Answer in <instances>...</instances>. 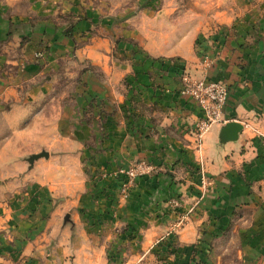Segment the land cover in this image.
<instances>
[{
  "label": "rangeland",
  "instance_id": "1",
  "mask_svg": "<svg viewBox=\"0 0 264 264\" xmlns=\"http://www.w3.org/2000/svg\"><path fill=\"white\" fill-rule=\"evenodd\" d=\"M0 14V72H14L29 30L75 42L25 82V95L49 84L25 116L0 102V264H264L262 203H217L202 155L184 159L226 118L190 123L183 109L186 96L200 107L184 92L200 82L236 93L226 73L248 81L252 49L248 87L264 83V0H0Z\"/></svg>",
  "mask_w": 264,
  "mask_h": 264
},
{
  "label": "crops",
  "instance_id": "2",
  "mask_svg": "<svg viewBox=\"0 0 264 264\" xmlns=\"http://www.w3.org/2000/svg\"><path fill=\"white\" fill-rule=\"evenodd\" d=\"M9 31V21L0 14V40L7 37ZM24 34L19 35L22 37ZM26 34L32 35V41L26 45L25 54L21 58L17 57L16 60L11 61L15 65L14 72H0V102L5 96L4 99L6 101L13 102L10 111L20 112L24 116L30 110L28 105L31 100L30 93H35L37 90L41 91L42 88L46 89V86L49 85L44 83L40 85V88H28L25 95V82L35 79L42 73L45 74L47 71L57 69L60 58L72 53L75 45L73 39L58 33L51 35V33L43 32L38 34L29 30ZM253 52L254 50L252 49L250 50V55L245 53L248 61L252 64V66L248 67L249 69L251 68V72L247 73L248 81L237 73L234 74L237 72L235 70L227 71L228 73H226V75L229 74V81L238 83V88L236 93L228 98L221 116L222 119L225 117L227 121L238 120L243 123L244 130L240 138L237 141L221 144L219 142V132L222 123H215L205 134L201 150L193 148L192 145L188 146L193 149L184 154V159L197 164L199 155H202L207 166V172L215 178V195L213 197L217 200V203H225L224 199L227 201L229 195L232 203H238L240 199L250 201V203H262V208L257 214L261 219L263 217L264 220V83L260 82L263 84L258 88L248 87L252 85L251 79H255L256 75L259 74L257 73L256 62L253 61ZM239 54L241 53L238 51L233 53L234 57ZM100 59L101 57L96 60ZM102 63L105 64V62ZM17 65L18 68L16 67ZM41 65L43 66L42 71ZM114 66H111V68H114ZM118 66L125 68V65L121 63ZM124 73L125 71L120 68L117 73H113L112 77L110 74V77L103 83L105 89L107 87L110 89L111 83H119ZM242 78L246 82L237 81ZM20 87H22L21 90ZM184 100L188 104L183 107L184 112H186L184 116H187L190 123H194L203 116L204 111L202 112V108L198 107L189 96L184 97ZM179 119L184 121V119ZM11 122V126L17 127L19 119L16 120L14 118ZM166 152L173 151L168 149ZM175 152L176 150L174 151L176 157ZM140 153L144 154L145 150L141 149ZM246 181L252 184L253 192L250 195L248 194L251 189ZM205 203H213V199H206ZM43 206L44 204L40 203V209H43ZM54 223L58 224L55 217L42 221L43 228H48L45 233L49 231V227ZM43 239L45 238L43 237ZM45 253V250L39 249V252L35 254L43 256Z\"/></svg>",
  "mask_w": 264,
  "mask_h": 264
},
{
  "label": "built area",
  "instance_id": "3",
  "mask_svg": "<svg viewBox=\"0 0 264 264\" xmlns=\"http://www.w3.org/2000/svg\"><path fill=\"white\" fill-rule=\"evenodd\" d=\"M184 92L196 99L206 117L212 120V122L220 120L229 98V90L225 85L200 82L193 87L186 88ZM205 124L206 126L208 125L207 123ZM201 162H203V159H201ZM205 184H207L206 181Z\"/></svg>",
  "mask_w": 264,
  "mask_h": 264
},
{
  "label": "water",
  "instance_id": "4",
  "mask_svg": "<svg viewBox=\"0 0 264 264\" xmlns=\"http://www.w3.org/2000/svg\"><path fill=\"white\" fill-rule=\"evenodd\" d=\"M244 130V125L240 121L231 120L227 121L222 127L220 128L219 132V142L221 144H225L229 141H237L240 138ZM49 153L47 151H42L40 153L33 154L29 157V162L33 164L35 160L41 157H48Z\"/></svg>",
  "mask_w": 264,
  "mask_h": 264
}]
</instances>
